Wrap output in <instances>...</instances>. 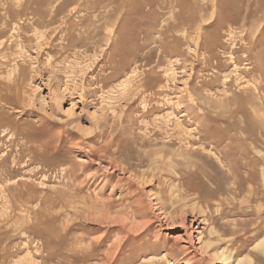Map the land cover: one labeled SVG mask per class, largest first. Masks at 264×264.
Returning <instances> with one entry per match:
<instances>
[{"label":"rangeland","instance_id":"1","mask_svg":"<svg viewBox=\"0 0 264 264\" xmlns=\"http://www.w3.org/2000/svg\"><path fill=\"white\" fill-rule=\"evenodd\" d=\"M228 3L0 0V264H264V106L230 132L261 141L243 188L231 158L189 152L237 128L217 102L249 86L213 82L196 46ZM202 182L226 190H183Z\"/></svg>","mask_w":264,"mask_h":264},{"label":"bare ground","instance_id":"2","mask_svg":"<svg viewBox=\"0 0 264 264\" xmlns=\"http://www.w3.org/2000/svg\"><path fill=\"white\" fill-rule=\"evenodd\" d=\"M212 11L213 13L211 14L212 16H211L210 21L207 24H205L207 28H210V30L201 34L200 36L201 40L196 42V46H198L200 49H203V50L205 49L206 52H208L207 59L208 61H210L208 69H211L213 72L212 74H214L213 82L216 81L217 79L219 80V77H222L223 82L221 83H223L222 85L224 87L228 86L230 88H234V87L239 88L242 84L244 85L246 84V86L249 85L248 87H244L238 91H234L233 94H230L232 96H227L225 99H221L220 101H218L217 103H218V106H220V109L217 107L218 109L216 110L217 112L218 110L219 111L221 110L219 113H222V114H219V115H221L222 121H224L225 124H238V123L242 125L248 124L244 121L245 119H242L243 117L242 118L239 117V115L242 112L244 114L247 112V110H245L246 108L244 109V107L251 106V108H253L252 111L254 113H257L258 117L261 119V105L264 106V0H229L228 4L217 5L215 12L214 10ZM175 16L177 17V14ZM168 20H170V18ZM182 23H183V26H185L184 24H186L187 26L189 24L191 26L192 24V22L185 23L184 21H182ZM181 26H182L181 21H179V23H175L173 26H171V28L178 29ZM197 38H198V35H197ZM206 62L207 61H205V64ZM206 67H207V64H206ZM206 83L207 82H205V84ZM217 84L219 83L217 82ZM223 93H225V90L223 91ZM208 113L210 112L204 111L205 115H207ZM230 119H234V120L230 121ZM249 123L251 124L252 121ZM239 124L238 126L236 125L237 128L234 126V128H236L235 130H231L233 129L232 126H228V127L225 126L223 127V133L221 134L217 133V135L214 134V132L212 133V131L207 133L208 132L207 128H205L204 126L203 128H199L200 130H197L196 132L197 135L196 134H191V135H194L197 138L195 140L198 143H201L200 146H202L203 149L202 148L192 149V151L190 150L189 152L192 154H194V152L202 153V150H206L208 147H210L217 154H219L218 159H221L222 157L224 159H229V158H231V160L234 159L233 160L234 162H231V160L228 161L230 169L232 170L231 171L232 174L228 173V174H225L224 176H226L225 179L227 180L232 179L233 184H234L233 179L237 178V180L235 181V183L237 184V188H243L245 185L244 184L245 182L253 181L254 177L255 178L257 177L253 176L254 174L253 172L251 173V171L247 175H242L240 172V169L244 167H252L253 165L256 164L255 162L257 160L261 159V141L257 140L256 137L255 138L252 137L253 135L251 137L241 138L242 136L239 137L238 132L237 134H231L230 132L232 131L233 132L244 131L246 129V126L245 127L240 126ZM249 131H247V133ZM244 132L245 134H247L246 131ZM259 136H261V133ZM227 139L229 141L223 145V143ZM187 140H188V136H187ZM195 140H194V143L197 144ZM188 142H190V140ZM155 151H158V147L155 149ZM221 152L223 153V156ZM240 159H248V160L245 162H242L240 161ZM142 162L143 161H141V163ZM228 162L226 161V163ZM223 163H224V160H223ZM138 166H139V163H138ZM216 166L218 168L211 165V167L215 169V170L213 169L212 170L216 172H210L206 174L207 177H209V179L213 181H216V180L219 181L221 179H224V177L220 175L219 173L220 171H222L221 169L223 167L218 166V164H216ZM223 172L224 171H222V173ZM146 176L147 175L143 173L141 176V181L142 180L145 181L147 179ZM225 179L224 181H227ZM202 183L203 185L201 187L187 185L188 187H186V189H183V190L187 193L192 191L195 197L197 196V198L200 199L202 198V195L205 194L206 191H209L210 194L213 193L216 195L218 194V192L223 191L225 187L223 184L220 185V184H217L218 182L217 183L215 182L216 187L215 189H212V188H208L207 186H205L204 182ZM225 183L226 182H224V184ZM210 189H212L211 190L212 192L210 191ZM187 196L189 195H186V198ZM207 196H210V195H207ZM181 197H180V200H181ZM211 197L215 198V196H211ZM184 198L185 197H183L182 199ZM193 207H192V210H193ZM183 211L184 210H182V212ZM254 248L255 250L260 251L264 254V237H262L260 240L256 242ZM228 259L229 258L225 256L222 258V261L226 262ZM83 261H86V260H83ZM255 262L256 261L253 259L252 256L243 257L237 260V264H255Z\"/></svg>","mask_w":264,"mask_h":264}]
</instances>
